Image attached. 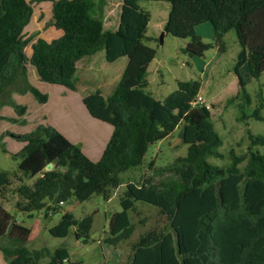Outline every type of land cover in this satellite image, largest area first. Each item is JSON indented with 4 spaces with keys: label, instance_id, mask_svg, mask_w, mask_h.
Here are the masks:
<instances>
[{
    "label": "trees",
    "instance_id": "1",
    "mask_svg": "<svg viewBox=\"0 0 264 264\" xmlns=\"http://www.w3.org/2000/svg\"><path fill=\"white\" fill-rule=\"evenodd\" d=\"M140 1L123 0L119 28L111 31L104 29L107 0H35L53 4L52 24L63 34L51 42L38 38L28 56L26 48L36 37L26 38L24 33L34 13L32 2L0 0V110L8 102L20 116L25 115L26 108L14 101L12 93L31 94L40 104L48 102L49 96L30 82L31 69L42 83L75 91L81 59L102 50L109 63L128 59L111 96L98 91L83 100L94 119L113 127L100 160L93 161L80 145L51 126L39 125L29 133L14 135L25 143L16 154L19 181L37 177L33 185L23 183L16 189L20 197L16 212L32 217L45 211L48 218L63 210L59 204L72 197L79 202L94 195L110 200L112 190L123 185L120 175L141 166L154 143L184 124L182 140L189 146L188 155L159 172L171 174L165 180L151 177L126 184L122 210L111 215L105 242L118 246L131 239L132 215L137 213V203H143L155 207L166 224L140 235L131 245L126 264H264V150H259L264 149V135L249 134L248 152L232 153L227 168L207 161L208 156L221 157L217 148L222 140L211 110L190 105L201 91V82L179 81L177 90L163 101L147 91L148 70L157 50L146 42L157 39L147 36L151 14L141 8ZM155 1L170 4L160 40L167 34L188 39L183 52L191 58L204 57L214 47L224 53L225 36L235 32L241 47L234 67L243 90L240 108L249 104L240 69L248 65L254 79L264 74V0ZM204 24L213 26L214 43H205L196 32ZM253 117L262 120L259 111ZM245 161L241 171L239 166ZM50 163L54 168L47 171ZM11 186V175L0 171L2 202H8ZM52 209L56 212L49 215ZM93 223L92 216L77 219L63 212L50 234L55 238L73 234L89 243ZM31 233V227L18 222L0 202V251L7 264H63L65 259L75 264L67 248L30 250ZM44 259L48 261L43 263Z\"/></svg>",
    "mask_w": 264,
    "mask_h": 264
},
{
    "label": "rangeland",
    "instance_id": "2",
    "mask_svg": "<svg viewBox=\"0 0 264 264\" xmlns=\"http://www.w3.org/2000/svg\"><path fill=\"white\" fill-rule=\"evenodd\" d=\"M27 1L32 2L34 13L24 33L26 38L36 35L26 48L28 56H31V45L38 38L51 42L60 38L62 32L52 24V3ZM122 3L123 0H107L105 30L116 31L119 28ZM140 6L151 14L147 36L157 39V41L146 42V45L157 50L156 58L148 70L147 91L157 100L163 101L177 90L179 81H200L202 87L199 95L210 106L216 132L222 140V145L217 148L221 157L208 156L207 161L219 168L229 167L232 153L240 156L248 152L249 134L264 135V74L259 79H254L248 65L240 69V74L246 82L245 90L250 97V103L241 109L244 101L243 90L234 71L241 47L235 32L225 36L224 53L214 47L207 51L204 57L191 58L183 52L189 43L188 39H179L167 34L163 40H160L170 4L165 1L141 0ZM196 32L205 43H214V30L211 24L198 27ZM127 66L126 57L114 63L107 62L104 50L87 56L77 64L75 91L42 83L35 71L31 69L30 82L43 94L49 96L48 102L40 104L31 94L12 93L14 101L26 108L23 116H20L17 109L8 102L2 105L0 171L11 175L12 186L7 193L8 202L1 200L0 202L18 222H26L31 227L32 233L27 245L30 250L49 249L54 252L59 248H67L75 264L77 261H82L84 264H126L132 255V243L145 232L166 224L165 218L159 215L155 207L137 203V213L132 215L135 231L131 239L119 243L118 246L105 242L109 236L111 215L122 210L120 201L126 184L141 183L151 177H155L156 181L165 180L171 174L159 172L172 166L176 159L188 155L189 146L182 140L184 124H181L167 139L154 143L149 148L141 166L131 168L120 175L123 185L112 190L110 200H105L101 195H94L89 201L79 202L72 197L63 205V210L48 218L45 216V211L35 212L32 217L16 212V203L20 201L19 195L15 193L16 189L23 183L33 185L37 177L19 181L20 159L16 158V154L21 151L25 143L20 142L14 135L29 133L39 125L51 126L65 137L67 135L66 138L69 140L71 138L73 140H70L71 142L80 145L92 160L98 161L111 138L113 128L109 124L94 119L86 110L83 99L98 91L105 97L111 96ZM256 111H259L262 120L253 117ZM259 150L264 149L261 147ZM151 164L154 165L151 166ZM245 165L246 161L239 166L241 171L244 170ZM65 209L77 219H84L87 216L94 218L91 232L93 242L85 243L83 240H77L73 234L67 238H55L50 234V230L60 222ZM47 261L48 259H44L42 262Z\"/></svg>",
    "mask_w": 264,
    "mask_h": 264
},
{
    "label": "built area",
    "instance_id": "3",
    "mask_svg": "<svg viewBox=\"0 0 264 264\" xmlns=\"http://www.w3.org/2000/svg\"><path fill=\"white\" fill-rule=\"evenodd\" d=\"M190 105H191L192 107H196V106H198V105H204V106H206L207 108L210 109V106L207 105V102L204 100V98H203L201 95H198V96H197L192 102H190ZM64 204H65L64 202H61V203L59 204V207H63ZM57 210H58V209H57ZM59 211H60V210H59ZM55 212H56V211H55L54 209H52V210L49 212V215H53ZM63 264H71V263L69 262V260L65 259V260L63 261Z\"/></svg>",
    "mask_w": 264,
    "mask_h": 264
},
{
    "label": "crops",
    "instance_id": "4",
    "mask_svg": "<svg viewBox=\"0 0 264 264\" xmlns=\"http://www.w3.org/2000/svg\"><path fill=\"white\" fill-rule=\"evenodd\" d=\"M165 24V23H164ZM62 32V31H61ZM63 34V33H62ZM58 86V85H57ZM104 96V95H103ZM105 97V96H104ZM84 100V99H83ZM87 110V109H86ZM113 128V127H112ZM113 130V129H112ZM113 132V131H112ZM65 134V133H64ZM66 137H67V135H66ZM70 140H72L71 138H70ZM73 141V140H72ZM105 149V148H104ZM83 150V149H82ZM84 151V150H83ZM85 153V152H84ZM102 157V156H101ZM90 158V157H89ZM101 159V158H100ZM99 159V160H100ZM94 161V160H93ZM7 210V209H6ZM63 212H67V210L65 209ZM25 224H26V222H24ZM27 225V224H26ZM28 226V225H27ZM94 240L92 239V242H93ZM89 243H91V242H89ZM99 243H100V241H99ZM70 259H71V262L73 263L74 262V260L72 259V257H71V255H70ZM96 259V258H95ZM75 263V262H74ZM76 263H82V264H84L82 261H77ZM0 264H7V261H6V259H5V256L3 255V253L0 251Z\"/></svg>",
    "mask_w": 264,
    "mask_h": 264
},
{
    "label": "water",
    "instance_id": "5",
    "mask_svg": "<svg viewBox=\"0 0 264 264\" xmlns=\"http://www.w3.org/2000/svg\"><path fill=\"white\" fill-rule=\"evenodd\" d=\"M164 33V32H163ZM54 168V164L53 163H50L47 167H46V170L47 171H50Z\"/></svg>",
    "mask_w": 264,
    "mask_h": 264
}]
</instances>
